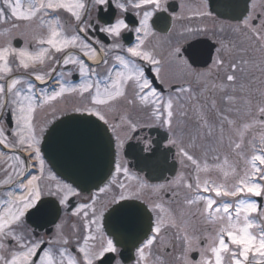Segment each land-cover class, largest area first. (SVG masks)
Masks as SVG:
<instances>
[{
	"label": "snow or ice",
	"instance_id": "obj_1",
	"mask_svg": "<svg viewBox=\"0 0 264 264\" xmlns=\"http://www.w3.org/2000/svg\"><path fill=\"white\" fill-rule=\"evenodd\" d=\"M113 9L124 16L113 11V18L102 22L99 13ZM130 10L138 18V26L130 27L126 18ZM161 10L168 11L162 0H0V26H6L0 35L8 37L0 44V264H105L108 254H113L109 260L114 264H123L116 259L122 255L117 242L104 231L105 216L127 213L139 218L145 210L150 214L149 223L135 246L134 264H167L165 257L177 251L175 258L181 264H264V207L254 199L264 197V92L251 88L255 72L264 75V60L257 62L250 53L251 49L264 51V6L258 13L247 11L235 27H187L181 33L185 38L209 31L215 38L231 28L247 36L251 44L243 47L216 39L215 54L206 71L193 68L179 44L171 47L167 58L203 87L197 92L191 83L174 89L169 86L167 97L153 87L143 67V63L154 66L152 70L159 77L163 59L146 42L153 35L150 21ZM93 11L97 13L95 19ZM62 13L74 21L71 31L61 20ZM193 16L212 18L207 0H201ZM21 22L30 31L14 36ZM126 31L135 34L132 46L118 42ZM97 32L113 42L105 46ZM28 37L33 47L13 43ZM110 55L114 61L111 65ZM89 61H96V67ZM69 65L78 71L80 84L65 79L66 74L72 75ZM101 65L105 66L102 75L97 71ZM242 77L248 80L247 85ZM53 83L56 87L48 91ZM66 93L88 94V103L74 107L72 112L94 118L68 130L70 148H78L91 134L102 135L101 123L115 136L117 150L122 148L124 142L117 134L121 125L111 123L104 109L113 111L117 102L125 101L147 109L166 129L168 146L177 149L180 162L191 172L187 177L178 176L167 187L149 185L116 162L114 171L136 183L127 184L112 176L86 202L73 206L72 199L81 196L73 183L51 170L47 182H42L45 160L41 143L46 134L51 137L64 130L65 113H58L53 102ZM217 95L224 102L223 108L217 104ZM45 106L51 111V119L38 125L37 110ZM209 114H214V119ZM120 120L130 132L140 127L127 117ZM188 121H193L194 128L186 132ZM225 140L231 151L221 158L217 146L223 147ZM209 152L216 153L211 164ZM229 155L236 160H230ZM37 166L39 174L32 175L29 169ZM165 189L167 199L159 196ZM145 190L155 195L145 198ZM103 193H111L107 203L100 199ZM130 201L139 202L143 208ZM56 205L66 212L71 210L79 224H73L69 234L63 221H53L54 229L45 239L36 231L40 225L30 227L28 218L39 220ZM196 218L212 225V231L197 234L192 225ZM192 253L199 258L190 259Z\"/></svg>",
	"mask_w": 264,
	"mask_h": 264
},
{
	"label": "flooded vegetation",
	"instance_id": "obj_2",
	"mask_svg": "<svg viewBox=\"0 0 264 264\" xmlns=\"http://www.w3.org/2000/svg\"><path fill=\"white\" fill-rule=\"evenodd\" d=\"M162 3L165 7H167L168 11H156L150 21L153 35L146 42L148 48H154L156 52L159 54L158 58L163 59V64L161 66V71L159 77H157L156 73L152 70L154 66L149 65L147 63H143V67L145 69L146 77L151 81L153 87L157 88L159 91L163 92L165 97L169 95L171 86L172 89L178 87L180 84H188L191 83L192 88L199 92L200 88L203 85H197L195 80L188 77L182 69L175 63L170 61L167 58V52L171 47L179 46L184 49V56L189 59V62L192 64L193 68L197 71H206L211 64V56L215 54V46L216 39H224L231 40L236 43L238 46L248 47L251 44V41L248 40L247 36L234 33L231 28H226L224 33H219L217 37H213V31H209L207 35H200L194 38H185L181 36V33L187 27H195L197 25L207 26L209 29L214 30V25L225 24L231 25L235 27L237 23L243 18L244 15L247 14V11H253L254 13H258L262 10V6H264V0H207L208 10L212 12V18H196L193 16V13L196 7L201 3V0H162ZM183 5V7H182ZM213 8L228 9V16H219L212 11ZM148 10H151L150 8ZM115 12L117 15L123 17L124 14L120 13L119 10L113 9L107 14L104 12L99 13V16L102 17V22L105 20L112 19V12ZM97 13L93 11L92 18L95 19ZM191 17V18H190ZM127 20L130 27H135L137 25L138 18L132 14V11H129L127 15ZM62 22L66 23V27L69 31L72 30L74 21H72L66 13L61 14ZM38 31V29H36ZM19 32H27L30 31L26 29L25 25L21 22V27L18 29ZM16 36V35H14ZM98 39L106 46L109 43H112L113 40L111 37H106L103 33H96ZM8 39L5 35H0V44H3L5 40ZM119 43L123 44L125 47L132 46L136 43L134 32H123L119 41ZM15 46L23 47L29 46L33 47L30 43V37L24 39H15L13 40ZM250 53L252 57L260 62L264 60V51H260L257 49H251ZM113 53L112 55H114ZM102 55V53H101ZM114 61L109 56V65L113 64ZM91 67H96V61H89ZM68 70L72 71V75H65V79H67L71 84L78 85L80 84L81 78L79 77L78 71L75 69V66L69 65ZM67 73V70H64ZM97 71L102 75L105 71V66L101 65L97 68ZM18 75L21 73H17ZM256 79L251 83V88L255 90H259L260 92H264V75H262L259 71L255 72ZM243 83L248 84V80L244 77L241 78ZM163 81V82H161ZM39 87H45V85H40L37 82ZM56 85L53 83L51 87L48 88V91H51V88H55ZM87 95L81 97L78 93H66L63 97L53 102L54 107L57 109V112L65 113L62 119L70 117V116H80L78 114H74L72 109L77 106H82L88 103ZM211 95V93H209ZM128 96H132V89L128 90ZM257 99H259V92L256 93ZM217 104L221 108H223L224 102L219 95L216 96ZM256 100H254V103ZM201 103L203 100L201 99ZM111 123L120 124L121 127L117 129V134L120 136V139L123 140V147L117 150L115 136L110 132L113 147H114V168L107 179V181L100 185L99 187H103L108 181L112 178V176H116L118 181L125 182L127 184H135L136 180H129L124 176L121 172L117 174L115 169V163L119 162L123 167H127L131 176L139 178L140 180L147 181L149 185H159L164 184L166 187L169 182L173 181L180 175H184L187 177L191 172L190 168L185 167L184 164L180 162V159L177 155V149L171 148L168 146V137L169 133L166 131L164 127H161L159 122L155 121L153 117L150 116L149 111L147 109L141 108L139 105L131 106L128 105L125 101H119L115 105L113 111H108V109H104ZM242 107V114H243ZM211 119H214V114H209ZM124 116L128 119H131L133 122H136L140 127L136 132H130L126 128V125L121 123L120 117ZM84 118L87 116H83ZM90 118V117H88ZM92 118V117H91ZM51 119V111L48 106H45L41 109L37 110L36 120L37 124H43L46 120ZM94 119V118H93ZM60 121H57L59 123ZM188 128L185 131H189L194 128L193 121H188ZM7 129V124L4 125ZM47 134L45 135V137ZM126 136H131V139H125ZM53 142V139H51ZM43 142L41 143V149L43 147ZM185 142H187V136L185 137ZM218 152L223 158L224 155L230 153V149L227 147V140H225V144L223 147L217 146ZM4 152L8 153L11 150L2 149ZM118 151V155H117ZM132 155V158L126 156V152ZM23 155V153H20ZM42 155L45 160V180L42 181L46 183V177L48 175V170L55 173L60 179V177L50 166L47 159L42 152ZM197 156H201L202 153L197 152ZM216 155L214 152L208 153V162L214 163L212 157ZM156 158L154 160H149L151 157ZM229 159L232 161L236 160V157L229 155ZM137 160H141V164L143 167H147L142 171L136 169ZM29 163H32L29 161ZM186 163V162H185ZM241 167H243V162H240ZM29 171L32 175L39 174L38 166L35 168H30ZM65 180V179H63ZM66 181V180H65ZM68 182V181H66ZM91 188L90 190H78L81 192V196L77 198H73L70 202L73 206L77 203L86 202L90 195L97 191L99 188ZM118 191V189H116ZM3 195V191L0 190V196ZM155 194L151 192V190H145L144 196L145 198H152ZM167 191L161 190L159 196L167 199ZM111 193H103L100 194V199L107 203L110 199ZM183 197V190H182ZM47 200H54L51 197H45ZM257 199L259 204L263 207V198H254ZM176 207V205H173ZM58 209V210H57ZM107 215V214H106ZM61 223L62 221L65 224V231L71 234L72 225L79 224V220L77 217H73L71 215V210L67 212L61 208L59 205H56V208L53 209L48 214H45L42 218L37 220L35 217H29L28 222L29 226L33 227L35 224H39L40 226L36 228L38 234L45 239L48 238L50 232L54 229L55 224L53 223ZM104 224V221H103ZM193 229L199 235H204L205 230L208 232L212 231V225L205 224L201 218H196L192 220ZM105 233V227H104ZM108 234V233H107ZM111 237V236H110ZM122 255L116 256V259H121L123 264H134L135 257V247L131 248L129 251H124L122 247L118 246ZM155 254L156 249H153ZM113 254H108V257L105 258V264H114V261L109 260ZM179 255V251L173 254V256L165 257L167 264H181L175 257ZM190 259L196 258L198 259V254L192 253L189 256Z\"/></svg>",
	"mask_w": 264,
	"mask_h": 264
},
{
	"label": "water",
	"instance_id": "obj_3",
	"mask_svg": "<svg viewBox=\"0 0 264 264\" xmlns=\"http://www.w3.org/2000/svg\"><path fill=\"white\" fill-rule=\"evenodd\" d=\"M213 8L212 11L219 16H228V9ZM93 118L83 116H70L63 119L65 128L61 132L49 137H45L42 152L50 164L51 168L63 179L80 190H90L104 184L110 177L114 168V147L109 131L105 126L100 125L102 135L91 134L86 142L76 149H72L68 143L67 132L71 127L79 126L82 121L92 120ZM53 139V142L52 140ZM126 156L132 158V155L126 152ZM153 156L149 160H154ZM136 169L142 171L147 169L141 164V160L136 161ZM128 203L138 204L137 201ZM143 208V205H139ZM150 214L145 210L139 218H134L125 213L119 217L106 215L104 227L109 236H111L117 245L124 251L134 248L144 232H146L149 223Z\"/></svg>",
	"mask_w": 264,
	"mask_h": 264
},
{
	"label": "rangeland",
	"instance_id": "obj_4",
	"mask_svg": "<svg viewBox=\"0 0 264 264\" xmlns=\"http://www.w3.org/2000/svg\"><path fill=\"white\" fill-rule=\"evenodd\" d=\"M6 26H0V33H3L4 32V28ZM18 33H20L18 30L16 32L13 33V35H18ZM263 198V203H264V197ZM263 207H264V204H263Z\"/></svg>",
	"mask_w": 264,
	"mask_h": 264
}]
</instances>
